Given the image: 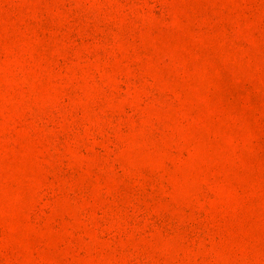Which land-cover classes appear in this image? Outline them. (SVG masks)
<instances>
[{"label":"rangeland","instance_id":"obj_1","mask_svg":"<svg viewBox=\"0 0 264 264\" xmlns=\"http://www.w3.org/2000/svg\"><path fill=\"white\" fill-rule=\"evenodd\" d=\"M0 264H264V0H0Z\"/></svg>","mask_w":264,"mask_h":264}]
</instances>
